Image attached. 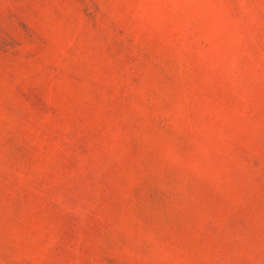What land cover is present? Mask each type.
<instances>
[{
  "label": "rangeland",
  "instance_id": "obj_1",
  "mask_svg": "<svg viewBox=\"0 0 264 264\" xmlns=\"http://www.w3.org/2000/svg\"><path fill=\"white\" fill-rule=\"evenodd\" d=\"M0 264H264V0H0Z\"/></svg>",
  "mask_w": 264,
  "mask_h": 264
}]
</instances>
